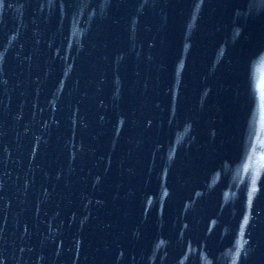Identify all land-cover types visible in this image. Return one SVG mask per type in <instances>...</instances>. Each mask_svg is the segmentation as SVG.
Segmentation results:
<instances>
[{
	"label": "water",
	"instance_id": "1",
	"mask_svg": "<svg viewBox=\"0 0 264 264\" xmlns=\"http://www.w3.org/2000/svg\"><path fill=\"white\" fill-rule=\"evenodd\" d=\"M0 264H264V0H0Z\"/></svg>",
	"mask_w": 264,
	"mask_h": 264
}]
</instances>
